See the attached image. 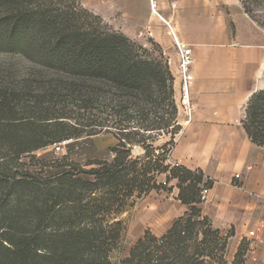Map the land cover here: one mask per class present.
<instances>
[{"label":"trees","instance_id":"obj_1","mask_svg":"<svg viewBox=\"0 0 264 264\" xmlns=\"http://www.w3.org/2000/svg\"><path fill=\"white\" fill-rule=\"evenodd\" d=\"M151 42L161 59L80 0H0V51L15 59L0 64V264H115L110 253L127 230L119 216L133 198L171 191L173 179L188 211L161 237L147 229L119 264H205L213 240L223 252L216 264H228L234 233L223 235L199 206L214 180L201 168L164 162L182 126L169 59ZM242 125L263 147L264 89L251 95ZM102 133L116 140L111 158L82 164L66 155L51 174L22 161ZM154 133L173 135L158 155ZM137 145L144 154H133ZM244 250L239 246L235 258Z\"/></svg>","mask_w":264,"mask_h":264},{"label":"crops","instance_id":"obj_2","mask_svg":"<svg viewBox=\"0 0 264 264\" xmlns=\"http://www.w3.org/2000/svg\"><path fill=\"white\" fill-rule=\"evenodd\" d=\"M85 0V7L111 22L128 37L146 45L153 40L169 59L175 99L180 108L181 73L172 30L193 51L190 87L194 112L172 151V163L201 168L214 180L209 199L199 206L215 228L234 225L236 238L249 224L264 222V147L248 137L242 120L251 95L264 89V27L250 17L242 0ZM240 173V179H234ZM240 181L243 188L232 186ZM177 182V180H175ZM177 184V183H176ZM181 203L178 216L150 224L157 236L188 211ZM148 228H146L147 230ZM145 230V231H146Z\"/></svg>","mask_w":264,"mask_h":264},{"label":"rangeland","instance_id":"obj_3","mask_svg":"<svg viewBox=\"0 0 264 264\" xmlns=\"http://www.w3.org/2000/svg\"><path fill=\"white\" fill-rule=\"evenodd\" d=\"M84 1L85 0H80V3L85 7ZM242 5L244 11L264 27V0H242ZM103 20L109 25L112 30L121 32L111 22L105 20L104 18ZM143 46L150 49L153 52L154 57L161 59L160 50L154 47L151 40H147L146 45ZM13 62H15V59L12 56L0 51V64L3 65L4 63H6V66H9V64ZM178 110V120L182 113V116L185 118L184 120H187L186 123H188L190 121L189 117L181 108L178 107ZM68 112L73 117L83 118L73 109L69 110L68 108ZM99 120L101 119L99 118ZM179 134L180 132L177 133L174 137L176 142ZM154 135L155 139L153 141V145L156 149L170 142L173 138V135L171 133H162L159 136L154 133ZM68 141L69 142H67L66 145L63 146L60 150L54 149L53 144L36 150L30 154H25L22 157V161H24L27 164L28 169L32 171L44 170L46 174H51L60 170L57 166L58 164H60V161H63V157H65L66 155H69V158L71 160L78 161L82 164H85L87 161H90L92 159H104L106 157L111 158L112 154L109 153V148L113 143H115L116 140L111 134L102 133L95 136L84 135L79 139L70 138L68 139ZM78 141L79 143L85 141L84 144H86V148L82 147V145H77L72 149V145L77 143ZM173 149L171 150V152L169 151L167 153L168 159L167 161H164L166 164H169L173 161ZM144 153L145 149L142 146L137 145L133 148L134 155H140ZM155 153L156 155H158L159 153H162V151L161 149H157ZM168 174L169 172L160 174L158 176L159 181L164 182ZM234 179L236 178L234 177ZM175 180L176 179H173L170 181V183L167 184V187L173 186L171 191L151 190L149 193L143 194L140 198H133L130 201L131 205H129L126 211H124L119 216V218L126 223L127 230L125 231L119 245L110 253L111 260L115 264H119L121 260L130 255L131 248L135 245L137 240L145 234L146 228H150V224L160 225L165 220L163 215L167 213L172 214L176 217L180 212L182 213L183 205L181 206V203L177 201L176 197L173 194L177 185V182ZM232 186L236 188H243L240 184V181L235 180L232 181ZM253 199L255 200L256 204L264 206V196L258 197V195L254 192ZM261 208H259V213L260 216L264 217V214L261 213ZM252 229L256 231V235L249 236L248 231ZM231 232H233L234 235L227 240V248L224 252V259L228 264H264V222L260 223V225L257 226L252 223L249 224L245 228L243 234H239L236 238H234V236L236 235V229L234 225L229 226L224 232H222V234L228 235ZM212 239L213 236H210L209 240L212 241ZM210 245H215L217 247L215 249H213V247L211 248L213 250V254L211 255L212 258L205 257V264H216L217 258H219L223 254V252L220 250L221 244L218 241L215 242V240H213ZM239 246H243V249H245L244 255L236 259L235 255L239 249Z\"/></svg>","mask_w":264,"mask_h":264},{"label":"built area","instance_id":"obj_4","mask_svg":"<svg viewBox=\"0 0 264 264\" xmlns=\"http://www.w3.org/2000/svg\"><path fill=\"white\" fill-rule=\"evenodd\" d=\"M151 6L153 10L156 8V4L154 1H151ZM172 35L175 41L176 52L179 60V69L181 73V99H180V108L184 111V113L189 117L192 118L194 112V104L191 99V92L190 87L192 83V74H191V65L193 61V51L192 48L185 43L184 41L180 40L176 33L172 30ZM69 142L68 140H64L59 143H55L53 148L56 150H60L66 143ZM236 179L241 177L240 173L235 174L234 176ZM209 188H203L201 191V199L202 201H206L209 197ZM249 236L256 235L255 230L248 231Z\"/></svg>","mask_w":264,"mask_h":264}]
</instances>
